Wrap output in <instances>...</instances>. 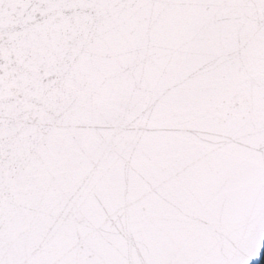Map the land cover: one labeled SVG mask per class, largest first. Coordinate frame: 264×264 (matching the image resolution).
I'll return each instance as SVG.
<instances>
[{
  "label": "snow or ice",
  "instance_id": "snow-or-ice-1",
  "mask_svg": "<svg viewBox=\"0 0 264 264\" xmlns=\"http://www.w3.org/2000/svg\"><path fill=\"white\" fill-rule=\"evenodd\" d=\"M262 248L264 0H0V264Z\"/></svg>",
  "mask_w": 264,
  "mask_h": 264
},
{
  "label": "water",
  "instance_id": "water-1",
  "mask_svg": "<svg viewBox=\"0 0 264 264\" xmlns=\"http://www.w3.org/2000/svg\"><path fill=\"white\" fill-rule=\"evenodd\" d=\"M263 250H264V248L261 249L260 258H259L258 260H253V261L251 262V264H258V263H259V261H260V259H261V257H262V254H263Z\"/></svg>",
  "mask_w": 264,
  "mask_h": 264
},
{
  "label": "trees",
  "instance_id": "trees-1",
  "mask_svg": "<svg viewBox=\"0 0 264 264\" xmlns=\"http://www.w3.org/2000/svg\"><path fill=\"white\" fill-rule=\"evenodd\" d=\"M258 264H264V250H263L262 257H261V259H260Z\"/></svg>",
  "mask_w": 264,
  "mask_h": 264
}]
</instances>
